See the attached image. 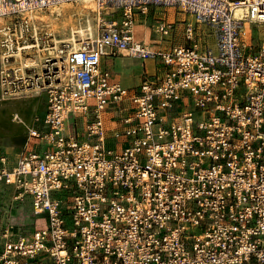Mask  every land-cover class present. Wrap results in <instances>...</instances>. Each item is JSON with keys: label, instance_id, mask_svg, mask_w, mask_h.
Segmentation results:
<instances>
[{"label": "built area", "instance_id": "1", "mask_svg": "<svg viewBox=\"0 0 264 264\" xmlns=\"http://www.w3.org/2000/svg\"><path fill=\"white\" fill-rule=\"evenodd\" d=\"M93 1L97 38L67 54L38 12L81 0H0V100H47L0 155V264H264V0ZM151 9L169 49L134 37ZM116 52L162 67L126 89L101 68Z\"/></svg>", "mask_w": 264, "mask_h": 264}, {"label": "rangeland", "instance_id": "2", "mask_svg": "<svg viewBox=\"0 0 264 264\" xmlns=\"http://www.w3.org/2000/svg\"><path fill=\"white\" fill-rule=\"evenodd\" d=\"M84 5V2L71 3L72 8L63 9L60 15H58L54 8H51L38 12V16L42 22L50 25V28L55 33V37L61 39L63 35V25L67 28L76 25L78 19L84 16L82 15V10L83 12L86 10L83 9ZM95 11L92 12V15L96 17ZM159 13H163V10L159 9L157 14H155V10H149L146 15L137 13L136 20L139 23V31L144 28L143 21L146 22L147 19L151 20L153 28L155 23L159 21L157 17ZM170 15H172V10H170ZM180 18L183 19L184 16L182 15ZM256 29L257 28L253 27L251 32L256 31ZM263 35L264 33H262V37H264ZM46 101L45 95L40 97L29 95L14 99L0 100V155H7L11 164L15 162L18 154L26 147L29 137L28 126L31 124L35 114H42L45 111ZM14 116L17 118L15 119ZM31 142H33V140ZM31 147L32 144L29 142L27 148ZM0 188H2L4 199H6L5 202H10V198L14 194L13 187L2 184ZM17 206L18 213L21 214V217L28 216L30 221L25 219V223L22 227L17 226L16 234H29L38 226L36 219L30 214L31 198L27 196L19 201Z\"/></svg>", "mask_w": 264, "mask_h": 264}, {"label": "crops", "instance_id": "3", "mask_svg": "<svg viewBox=\"0 0 264 264\" xmlns=\"http://www.w3.org/2000/svg\"><path fill=\"white\" fill-rule=\"evenodd\" d=\"M153 10L154 9H151V11ZM157 12L158 10L155 11V14H157ZM163 16V13H159L157 17L160 19ZM138 24L139 23L136 20L134 28V37L136 40L145 42L153 50L170 48L169 42L159 40V36L154 32L155 25L152 28L153 24L151 20L147 19L146 22L143 21L144 28L141 31L138 29ZM176 39V43L183 42L179 34ZM161 67L162 66L158 65V62L153 59H138L128 55L126 52H116L112 56L103 57L101 61V68L108 70L111 73L112 78L115 81H118L126 89L138 86L145 76L156 74ZM110 115L111 114H107L106 125L108 127H112ZM121 140L122 139H118L116 141L110 140L109 146L112 148H119L122 142ZM25 219L29 220V217H21V214L18 213V211L15 212L13 221L16 226L22 227L25 223Z\"/></svg>", "mask_w": 264, "mask_h": 264}, {"label": "bare ground", "instance_id": "4", "mask_svg": "<svg viewBox=\"0 0 264 264\" xmlns=\"http://www.w3.org/2000/svg\"><path fill=\"white\" fill-rule=\"evenodd\" d=\"M18 1H24V0H18ZM81 2L85 3L83 9L86 10L84 12L82 10V15L84 16L78 19L76 25L70 26L69 28L63 25L62 27L63 35L61 39L58 38L54 39L55 48H58L59 43H69L67 54H71L73 52L78 51L81 48L82 43L84 41L86 40L94 41L97 38V23L95 20V16L92 15V12H94L97 9V5L93 0H81ZM70 8H72L71 3H64L60 6L54 7V10L58 13V15H60L63 9H70ZM240 12H241L240 9L236 10V15H239ZM34 46H36V48L34 50H29L30 55L27 57L23 55L21 56V49H18L17 56H21L19 62L22 69H24V67L40 66L42 61V53H41L42 49L39 47L38 42ZM34 46L29 45L27 49L32 48ZM2 100H6V99H2Z\"/></svg>", "mask_w": 264, "mask_h": 264}]
</instances>
